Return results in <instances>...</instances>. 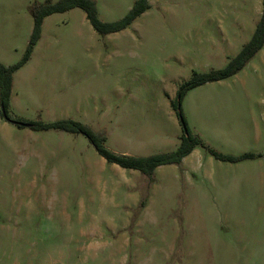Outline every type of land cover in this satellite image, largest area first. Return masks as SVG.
<instances>
[{
	"label": "rangeland",
	"instance_id": "rangeland-1",
	"mask_svg": "<svg viewBox=\"0 0 264 264\" xmlns=\"http://www.w3.org/2000/svg\"><path fill=\"white\" fill-rule=\"evenodd\" d=\"M45 1L56 0H0L1 62L21 59ZM134 1L95 3L116 20ZM148 1L106 33L78 6L46 15L8 114L72 118L134 155L175 149L181 114L203 144L149 175L107 161L81 131L18 124L0 105V264H264V43L175 105L193 71L225 67L251 38L262 0Z\"/></svg>",
	"mask_w": 264,
	"mask_h": 264
},
{
	"label": "trees",
	"instance_id": "trees-1",
	"mask_svg": "<svg viewBox=\"0 0 264 264\" xmlns=\"http://www.w3.org/2000/svg\"><path fill=\"white\" fill-rule=\"evenodd\" d=\"M263 9L259 20L257 21L256 28L251 38L244 43L240 51L232 57L227 65L223 68L211 69L206 72L193 71L191 77L185 80L177 91L178 101L175 104L178 106V102L184 94L185 90L200 84L208 80H217L236 72L241 68L263 45L264 43V0H262ZM78 6L84 9L87 18L93 25V27L101 32L106 33L115 31L125 27L129 24L137 15L144 11L149 6L148 0H135L133 5L129 8L126 14L116 20H103L98 16L95 0H56L45 1L33 4L31 7V13L33 15V27L30 33V38L26 46L25 52L20 60L15 63L5 64L0 61V105L1 109L4 108L11 121L18 123L12 116L8 114V104L11 95L13 72L14 70L25 62L31 53L34 43L37 41L41 34V28L43 19L46 15L59 10H65L70 7ZM180 108L178 112L180 114ZM181 116V114H180ZM31 128H62L71 131H81L85 133L91 142L94 144L96 150L107 161L115 162L121 166L129 168H137L146 174H152L155 167L159 164L180 162L182 157L188 154L195 145L203 144L200 137L189 131L183 132L180 137L178 146L170 151H160L147 155H134L130 153H123L114 151L104 145L103 141L105 135L101 132L94 131L90 126L82 123L81 121L72 118H62L53 121H27ZM182 123V121H181ZM185 125V122L183 120ZM20 124V123H18ZM183 125V124H182ZM184 128V127H183ZM186 128V126H185ZM185 131V129H184ZM205 146V145H204ZM206 148L216 157L226 160H237L243 157L254 155L253 153L244 152L238 155L219 152L211 147Z\"/></svg>",
	"mask_w": 264,
	"mask_h": 264
},
{
	"label": "water",
	"instance_id": "water-1",
	"mask_svg": "<svg viewBox=\"0 0 264 264\" xmlns=\"http://www.w3.org/2000/svg\"><path fill=\"white\" fill-rule=\"evenodd\" d=\"M2 113H3V115L6 117V118H8V119H10L9 117H8V115H7V113L5 112V110H4V108L2 107ZM180 118H181V121H182V124H183V127H184V129H185V132H186V128H185V125H184V123H183V118L180 116ZM18 123H20V124H23V125H28V123L27 122H24V121H17Z\"/></svg>",
	"mask_w": 264,
	"mask_h": 264
}]
</instances>
